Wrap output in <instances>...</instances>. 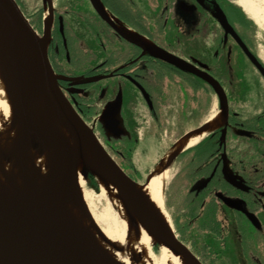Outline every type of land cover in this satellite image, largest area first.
I'll use <instances>...</instances> for the list:
<instances>
[{
	"label": "flooded vegetation",
	"instance_id": "flooded-vegetation-1",
	"mask_svg": "<svg viewBox=\"0 0 264 264\" xmlns=\"http://www.w3.org/2000/svg\"><path fill=\"white\" fill-rule=\"evenodd\" d=\"M101 1L109 14L152 44L214 76L228 96V121L175 159L180 165L170 178L164 205L177 238L204 264H219L213 251L225 250L229 243L235 245L241 264H264V108L245 116L241 108L233 106L229 86L235 81L230 76L231 67L243 78L245 64L264 79L233 34L234 30L264 66L248 33L253 20L239 0H146L148 11H157L149 21L135 0ZM52 4L49 58L60 86L111 154L124 161L130 154L132 171V156L148 138L147 129L130 119L137 97L143 100L157 128L162 113L170 110L168 86L181 88L183 93L190 89L194 93L207 91L210 96L203 100L207 105L212 103L216 93L204 78L149 51L143 53L141 47L117 34L90 0H73L61 6L52 0ZM220 9L233 30L226 29L218 18ZM75 25L83 27L89 38ZM108 79L111 83L101 84ZM119 101L118 110L104 114L108 106ZM146 127L149 129L150 124Z\"/></svg>",
	"mask_w": 264,
	"mask_h": 264
},
{
	"label": "water",
	"instance_id": "water-1",
	"mask_svg": "<svg viewBox=\"0 0 264 264\" xmlns=\"http://www.w3.org/2000/svg\"><path fill=\"white\" fill-rule=\"evenodd\" d=\"M90 2L96 12L117 34L141 47L143 53L149 51L155 57L185 71L199 75L211 84L220 101V112L224 123L228 121V96L222 84L214 76L200 70L192 63L166 49L125 35L111 18L101 0H90ZM48 3L50 21L44 26L43 33L40 34L31 24L16 0H0V17L6 18L10 22L22 35L23 39L28 42L31 50V53L25 54V62L17 77L16 84H11L10 82L8 55L7 52L4 54L7 57L3 64L4 76L6 83L10 84L14 94L23 130L27 136L36 139L38 142L41 140L42 134L48 131L52 137L53 144L60 147L59 149H53L54 163L43 186L39 201L35 205L21 203L12 197L0 193V264H120L108 256L69 220L62 204V198L57 193V185L61 181L65 180L73 184L78 177L76 152L72 140L64 132V128L58 118L61 114L59 106L63 104V110L66 109L69 113L72 128L78 130L80 127H85L93 134L94 131L80 116L62 90L59 76L50 61L49 43L54 7L52 0H48ZM218 18L226 29L233 30L221 9ZM233 34L243 46L254 65L264 75L262 63L250 52L234 30ZM34 81H38L46 90V97L41 104L37 103L38 100H32L31 97V86ZM138 86L146 100L150 102L146 90L140 84ZM36 106L38 107L36 108ZM119 107H121V101L108 106L109 110L105 111L104 114L109 116L113 111L118 110ZM199 132L205 133V135L212 132L207 121L186 132L177 144L173 146L175 150L171 159L168 160L169 169L177 156L187 149L184 148V140ZM225 133L226 129H223V137H225ZM82 137H84V134H82ZM87 142L102 157L108 167L111 178L122 191L128 207L144 227L156 236L159 245L163 244L174 251H180L190 264H204L177 238L172 227L157 222L142 211L138 205L137 192L133 185L142 183L133 180L126 173L97 137ZM163 159L164 157L160 160V163ZM160 163L150 172L146 179L147 182L157 172ZM90 172L93 173L92 171ZM93 175L95 174L93 173ZM87 176L88 170L84 172V177L86 178Z\"/></svg>",
	"mask_w": 264,
	"mask_h": 264
},
{
	"label": "bare ground",
	"instance_id": "bare-ground-1",
	"mask_svg": "<svg viewBox=\"0 0 264 264\" xmlns=\"http://www.w3.org/2000/svg\"><path fill=\"white\" fill-rule=\"evenodd\" d=\"M241 6L264 29V0H239ZM120 31L131 38L152 44L146 37L122 24L110 14ZM28 42L3 17H0V193L12 197L25 204L35 205L39 201L43 186L54 163L53 149H59L52 141L50 132L45 131L41 140L27 136L20 122V115L12 93L11 86L4 76V61L8 55V69L11 84H16L17 77L25 62V54L31 53ZM32 100L42 103L46 90L38 82L31 86ZM38 104V106H39ZM36 106V108L38 107ZM59 106L58 116L64 132L70 137L76 152L78 177L73 184L61 181L57 185V193L67 217L84 234L90 238L108 256L120 264H190L180 251L161 244L162 255L156 261L152 250L158 243L156 236L136 218L128 207L122 191L111 178L108 167L102 157L87 141L95 139L89 129L80 127L75 130L70 125L69 113ZM207 123L210 130H216L224 123L222 113H212ZM84 134V137H82ZM205 133H196L184 140V148L197 144ZM175 148L172 147L160 163L157 172L142 184H133L137 192L138 205L144 213L157 222L170 226L171 222L164 205V191L170 178L168 160ZM90 170L97 176L101 191L100 197L107 198L117 207L121 216V226L115 228H99L96 223L107 221L108 212L97 214L92 210L93 194L85 188L84 172ZM120 228V229H119ZM173 228V227H172Z\"/></svg>",
	"mask_w": 264,
	"mask_h": 264
},
{
	"label": "rangeland",
	"instance_id": "rangeland-1",
	"mask_svg": "<svg viewBox=\"0 0 264 264\" xmlns=\"http://www.w3.org/2000/svg\"><path fill=\"white\" fill-rule=\"evenodd\" d=\"M16 1L18 2L21 9L28 17V19L30 20L31 24L37 30V32L42 34L43 28L48 23L50 16L47 0H16ZM71 1L73 0H57V4L58 6L69 5ZM135 1L138 4L141 11V15L145 20L149 21L151 20V17L152 19H154L153 14L157 11H154L153 9L151 12L148 11L146 0H135ZM60 11L61 10H59L58 12ZM111 15L113 16L114 14ZM113 17H116L117 20H119L122 24L125 25V22H122L119 17H117L116 15H114ZM145 17H147V19ZM251 19L253 20V23L249 27L248 33L252 37V40L254 42L258 54L260 55L261 59L264 61V29L260 27V25H258V23H256L252 17ZM137 25L140 26L139 23H137ZM75 26L77 30L86 39L89 38L88 33L83 29V27H80L79 25H75ZM127 27L130 28L128 24ZM154 32H156V35L158 34L156 29H154ZM110 33L113 35L112 31H110ZM139 34L142 35V33ZM108 35L110 36V34ZM169 35L170 34H167V37H169ZM171 37L172 35H170L169 37L170 40L173 39ZM171 42H175V41H171ZM89 43H93V42H91L90 40ZM245 65H244L245 71L243 78L241 74L240 75L235 74L236 73L235 68L231 67L230 74L232 75L230 76L231 79L235 81L231 82L229 86L231 89L230 97L232 99V102L234 103L233 106L235 108H241L245 113V116H248L259 113V111L262 108H264V79L259 75L257 71L252 69L249 64L248 65L245 64ZM108 81L109 79L102 80L101 84L107 83ZM167 89H168V93L170 94L169 95L171 101L170 110L168 111V113L167 112L162 113L160 127L157 128L153 124V122H151V117L149 116L147 108L140 97H137V99L133 101L132 104L133 113L130 112V119L133 121V124L135 125L136 123L140 122L139 124L144 126L145 130L147 129L146 134L149 135L154 134L156 143L158 144L159 148H156L155 150L151 151V149L147 147L148 145H146V142H148V138L145 139V137H143V139H145L144 141H142L143 144H140V147L136 149L134 155L132 156L135 166L133 171H132L133 168L130 169V154L128 155L127 153L126 161H124L123 158L114 154V152L112 153L115 160L122 166V168H124L126 173L129 176L132 175L133 178L131 176L130 177L133 180L137 181L138 183L145 182L146 180L145 178L147 177V175L154 169L156 165L160 163L161 158L165 157V155L170 150V148L175 146L186 132L205 123L208 117L212 113L216 111H221L217 95H213L212 103L207 105L206 101L203 100L207 96H210L209 92L207 91L206 93L204 90L199 89L194 93L190 89V91L189 90L187 91L188 93H185V91L183 93L180 90L181 88L178 87L175 88L174 86L172 87L168 86ZM184 94H187V96L184 97ZM183 100L186 101L184 102ZM191 100L192 101L194 100L196 102L192 103ZM239 104H242V106H240ZM149 124H150V128L148 129L146 126ZM88 125L91 127L89 123ZM94 134L96 135V137L98 136L97 133H95V131ZM153 139L154 138L152 139L150 138V140ZM100 141L104 142L103 139H100ZM122 150H124L123 146H122ZM179 165L180 164L178 162L174 161V163L169 169L170 178H172L171 176L173 175V173L175 172V170L178 168ZM93 177L94 179H92ZM170 178L167 180L165 193H167L169 187L168 183L171 180ZM93 180H96L97 182V186L95 187L93 186L94 185ZM85 188L86 190H88L90 193L93 194V205H91L92 210L99 215L104 212L109 213L108 222L99 221L100 224L96 223V225L99 228L102 227L108 228L109 225H111L112 228H115V226L116 225L118 226V224L121 226V216L118 213L117 207L114 206L112 203H110V201L107 198L100 197L101 188L97 181V177L93 175V173H91L89 170H88V176L85 178ZM227 246L228 248L225 250L213 251L216 254V256H218V258L220 259L219 264H241L235 245L233 243H229V245ZM151 248L155 255L156 261L159 262L160 257L162 255L161 246L155 243Z\"/></svg>",
	"mask_w": 264,
	"mask_h": 264
},
{
	"label": "crops",
	"instance_id": "crops-1",
	"mask_svg": "<svg viewBox=\"0 0 264 264\" xmlns=\"http://www.w3.org/2000/svg\"><path fill=\"white\" fill-rule=\"evenodd\" d=\"M147 137H148V142H146V145H148L147 147H149V149H151V151L155 150L156 148H159L158 147V144L156 143L155 135L154 134H151V135L148 134ZM150 138L151 139L154 138V139L153 140H150Z\"/></svg>",
	"mask_w": 264,
	"mask_h": 264
},
{
	"label": "trees",
	"instance_id": "trees-1",
	"mask_svg": "<svg viewBox=\"0 0 264 264\" xmlns=\"http://www.w3.org/2000/svg\"><path fill=\"white\" fill-rule=\"evenodd\" d=\"M92 179H94V177H93ZM93 182H94V185H93V186H94V187L97 186V182H96V180H93Z\"/></svg>",
	"mask_w": 264,
	"mask_h": 264
}]
</instances>
